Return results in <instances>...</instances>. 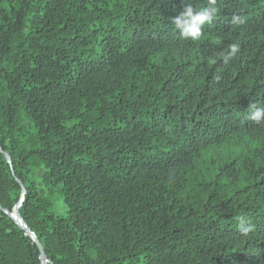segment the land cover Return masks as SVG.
<instances>
[{
	"label": "trees",
	"instance_id": "trees-1",
	"mask_svg": "<svg viewBox=\"0 0 264 264\" xmlns=\"http://www.w3.org/2000/svg\"><path fill=\"white\" fill-rule=\"evenodd\" d=\"M185 3L0 0V264H264V0Z\"/></svg>",
	"mask_w": 264,
	"mask_h": 264
},
{
	"label": "clouds",
	"instance_id": "clouds-1",
	"mask_svg": "<svg viewBox=\"0 0 264 264\" xmlns=\"http://www.w3.org/2000/svg\"><path fill=\"white\" fill-rule=\"evenodd\" d=\"M217 0H208V6L203 9L196 11L194 10L191 3H185L184 11L175 17L172 22L175 27L179 30L180 35L184 39H190L192 41L199 40L203 35V29L205 25H210L213 22L214 17L217 14ZM245 21L239 16H233V24H243ZM239 52L238 44H230L226 51L219 53V57L228 63L230 59L234 58ZM250 116L249 119L259 124L264 121V109L256 107L254 104H250ZM239 222L241 234L247 236L252 231V227L245 226L247 220L246 217H236Z\"/></svg>",
	"mask_w": 264,
	"mask_h": 264
},
{
	"label": "water",
	"instance_id": "water-1",
	"mask_svg": "<svg viewBox=\"0 0 264 264\" xmlns=\"http://www.w3.org/2000/svg\"><path fill=\"white\" fill-rule=\"evenodd\" d=\"M21 204V201L18 202V204L14 207L13 212L7 214L21 227V229L27 234L37 245L38 250H39V257L41 261L44 263L46 261V256L43 251L41 243L38 241L37 237L31 232L29 228L26 227V225L21 221L19 214H18V209Z\"/></svg>",
	"mask_w": 264,
	"mask_h": 264
},
{
	"label": "rangeland",
	"instance_id": "rangeland-1",
	"mask_svg": "<svg viewBox=\"0 0 264 264\" xmlns=\"http://www.w3.org/2000/svg\"><path fill=\"white\" fill-rule=\"evenodd\" d=\"M35 176H36V179L38 181V186H39V189L41 191V193H44V190H43V186L42 184L40 183V175L38 173H35ZM54 210L58 213H62L63 211V206L61 205V203L59 201H55V204H54Z\"/></svg>",
	"mask_w": 264,
	"mask_h": 264
}]
</instances>
